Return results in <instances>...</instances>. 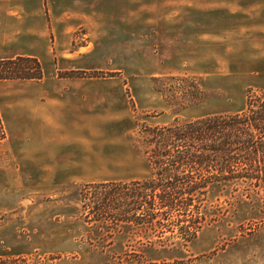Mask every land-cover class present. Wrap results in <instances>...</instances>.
<instances>
[{"label": "rangeland", "instance_id": "374dc122", "mask_svg": "<svg viewBox=\"0 0 264 264\" xmlns=\"http://www.w3.org/2000/svg\"><path fill=\"white\" fill-rule=\"evenodd\" d=\"M71 1L55 2L63 9ZM102 1L99 7L108 13L115 10V0ZM217 1L221 7L209 5V12L204 14L212 26L219 24L213 22L218 10L225 9L223 0ZM10 2L19 16H0V58L35 45V37L26 34L31 28L36 33L43 31V21L48 20L54 0ZM26 12L43 18L26 24L21 19ZM135 27L131 36L109 38L107 50L97 51L88 61L76 59V69L60 70L56 61L45 63L43 68L37 59L42 78L46 72L56 78L112 80L122 88L117 94L119 86H108L107 111L100 118L91 114L89 167L73 168L75 175L85 173L86 181L48 180V172L32 160L34 157L22 153L27 148L24 136L10 133L4 120L10 103L13 114L19 116L18 81L30 80L0 79V264H264V190L251 185L240 169L235 172L236 178L204 190L203 200L196 203L202 202L200 209L204 206L208 223L190 242L179 229L187 225L185 220H194L195 202L189 211L175 210L167 217L165 209L154 210L149 223V219H143L148 217L141 218L142 213L134 211L128 193V198L119 192L110 198L111 189L104 188L102 200V196L92 195L94 190L89 193L84 189L87 184L150 178L152 170L141 153L148 136L143 130L168 125L176 118L189 121L237 114L245 108L249 96L262 91L247 87V67L243 65L232 68L229 77L223 75L220 65L211 68L203 64L198 74L191 73L192 68L181 67L178 56L167 59L164 45L168 38L163 24L156 26L142 16ZM14 31H20L21 36L8 43ZM69 37L72 48L67 58L92 48L85 24L69 31ZM198 50L206 57L222 54V48L212 45ZM11 143L17 144L19 154L10 152ZM126 144L133 150L127 151ZM95 192L102 194V190ZM104 196L110 202L105 203ZM97 204L102 220L96 214ZM119 216H125L124 222L117 221Z\"/></svg>", "mask_w": 264, "mask_h": 264}, {"label": "crops", "instance_id": "0c3cea01", "mask_svg": "<svg viewBox=\"0 0 264 264\" xmlns=\"http://www.w3.org/2000/svg\"><path fill=\"white\" fill-rule=\"evenodd\" d=\"M55 1L64 3L68 0H54L48 10V20L43 21V31L36 33L31 28L27 32L26 35L35 37V45L0 60L27 56L38 59L43 68L45 63L49 65L56 61L60 70L76 69V59L88 61L97 51L107 50L109 38L131 36L135 25L144 16L156 26L164 25L168 38L164 45L167 59L178 56L181 67L192 68L190 72L194 74H198L196 71H200L198 68L203 64L211 68L220 65L223 66V75L225 73L228 77L232 68L243 65L247 67V87L264 90V0H223L221 5L225 9H221L227 13L218 10L213 21L219 23L217 26L204 19L209 5L221 7L217 0H115V10L110 13L99 7L102 0H72L63 9ZM11 3L10 0H0V16L14 19L19 16ZM42 18L30 12L21 17L26 24ZM79 24L89 28L92 48L83 55L67 58L68 50L72 48L69 31ZM19 36L21 32L14 31L8 43L16 42ZM204 45L222 48V54L202 56L198 49H204ZM4 46L3 43L1 47ZM18 82L21 83L16 89L17 96L21 97L20 114H13L14 106L10 103L4 121L10 133L24 136L27 148L22 153L34 157L32 160L48 172L45 173L48 180L86 181L85 173H81L90 162L91 147L87 136L93 132L91 114L102 117L109 106L106 88L119 86L115 92L121 94V86L112 80L56 78L46 72L40 80ZM95 87L103 89H93ZM32 143L37 146L32 147ZM9 149L11 153H20L15 143H11ZM125 149L133 150L130 144H126ZM75 167L83 169L79 172L81 175L74 174Z\"/></svg>", "mask_w": 264, "mask_h": 264}, {"label": "trees", "instance_id": "16d2710c", "mask_svg": "<svg viewBox=\"0 0 264 264\" xmlns=\"http://www.w3.org/2000/svg\"><path fill=\"white\" fill-rule=\"evenodd\" d=\"M41 78L42 69L36 58L17 56L0 61L1 80ZM143 131L148 136L141 153L152 170L150 178L129 183L87 184L84 189L89 193L94 190L92 195L102 196V200L104 188L111 189L110 198L116 192L124 193L125 197L128 193L134 211H140L141 218L148 217L143 219H149V223L155 216L152 214L154 210L165 209L167 217L168 212L175 210L189 211V206L195 202L194 220H185L187 225L179 229L187 242L208 223L204 206L200 209L202 202L197 204L203 200L204 190L236 178L237 169L251 185L264 190V90L249 96L245 108L237 114L212 115L189 121L176 118L168 125ZM97 190H102V194L95 192ZM104 201L110 202V199L104 196ZM97 207L98 204L96 214L101 217ZM113 208L115 210V204ZM124 217L117 221L124 222ZM126 221L131 220L127 218Z\"/></svg>", "mask_w": 264, "mask_h": 264}]
</instances>
